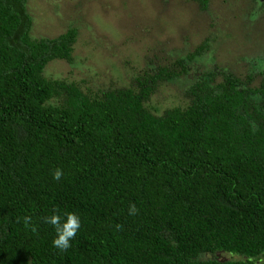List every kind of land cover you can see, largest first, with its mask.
I'll return each mask as SVG.
<instances>
[{
	"label": "trees",
	"instance_id": "obj_1",
	"mask_svg": "<svg viewBox=\"0 0 264 264\" xmlns=\"http://www.w3.org/2000/svg\"><path fill=\"white\" fill-rule=\"evenodd\" d=\"M30 26L25 0H0V264H264V68L252 87L199 66L206 40L86 92L43 74L72 62L76 30L32 40ZM180 77L186 104L155 114ZM67 213L81 226L60 251L44 217Z\"/></svg>",
	"mask_w": 264,
	"mask_h": 264
},
{
	"label": "rangeland",
	"instance_id": "obj_2",
	"mask_svg": "<svg viewBox=\"0 0 264 264\" xmlns=\"http://www.w3.org/2000/svg\"><path fill=\"white\" fill-rule=\"evenodd\" d=\"M256 1L208 0L201 9L196 0H25V8L32 40L76 30L72 62L50 61L44 76L100 92L128 85L152 66H170L206 40L209 50L199 66L216 64L243 81L251 75V86H258L264 68V0ZM190 84L189 77H180L158 87L152 111L159 115L184 106Z\"/></svg>",
	"mask_w": 264,
	"mask_h": 264
},
{
	"label": "clouds",
	"instance_id": "obj_3",
	"mask_svg": "<svg viewBox=\"0 0 264 264\" xmlns=\"http://www.w3.org/2000/svg\"><path fill=\"white\" fill-rule=\"evenodd\" d=\"M62 176V171L57 169L53 173V179L59 180ZM135 205L129 206V215L136 213ZM27 217L25 220L27 221ZM44 222L53 226L55 230V237L52 240V246L60 251H66L71 247V241L77 234L81 226L80 217L75 213H67L66 218L61 219L60 215L53 214L44 217Z\"/></svg>",
	"mask_w": 264,
	"mask_h": 264
}]
</instances>
